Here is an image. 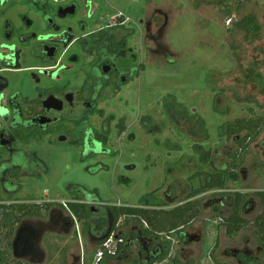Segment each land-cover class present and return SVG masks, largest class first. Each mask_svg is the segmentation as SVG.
I'll return each mask as SVG.
<instances>
[{"label":"flooded vegetation","instance_id":"obj_1","mask_svg":"<svg viewBox=\"0 0 264 264\" xmlns=\"http://www.w3.org/2000/svg\"><path fill=\"white\" fill-rule=\"evenodd\" d=\"M128 1L134 8L127 10ZM155 1L159 0H125L123 10L122 0H0V104L6 111L0 118V264H44L43 243L54 234L72 236V247L79 246L83 236L89 237L92 249L111 241L114 253H105L100 263L108 259L118 264L157 263L164 246L160 238L144 233L149 225L140 223L137 209L166 210L198 202L220 216L229 204L231 213V198L202 202L201 197L215 190L195 194L193 180L202 171L189 175L187 194L183 195L186 189L178 192L168 185L146 194L135 206L111 204L99 189L86 184L109 174L107 158L133 157L139 128L148 139L162 133L163 129L155 130L150 113L139 115L140 106L148 108L140 98L142 90L154 85V58L163 56L167 65L177 62L165 40L171 18L155 7ZM220 1L230 14L231 0ZM134 89L140 92L136 99ZM163 108L162 124L171 123L179 131L187 118L182 108L174 102ZM68 155L87 178L63 181L68 183V200L22 195L25 183H44L61 161L58 157ZM136 169L119 168L114 183H135L131 173ZM156 202L163 206H152ZM73 204L86 206V220L74 215ZM32 206L35 214L28 215ZM124 209L134 211L123 213ZM194 224L178 233L179 243L201 240ZM21 230L22 244L14 250ZM5 231L10 254L1 248ZM35 247L38 255L33 254ZM223 251H230L240 263H248L242 262L244 258L255 260L243 246ZM79 260L75 258L74 264Z\"/></svg>","mask_w":264,"mask_h":264},{"label":"rangeland","instance_id":"obj_2","mask_svg":"<svg viewBox=\"0 0 264 264\" xmlns=\"http://www.w3.org/2000/svg\"><path fill=\"white\" fill-rule=\"evenodd\" d=\"M155 3V7L165 10L171 18L165 40L177 62L167 65L163 56L154 58V85L151 90H142L140 98L148 103V108L140 106L139 115L150 113L156 122L155 130H163L148 139L139 128L138 148L133 157L125 154L107 158L105 162L111 169L109 174L99 177L94 183H86L91 189H99L103 199L111 204L122 201L131 206L139 205L146 194L166 189L168 185L181 192L187 188L190 174L196 170L205 171V167L198 163L193 150L195 145L203 143L211 148L219 166L231 164L232 159L227 153L236 151L238 144L234 139L227 140L222 136L223 128L239 119L260 117L264 120V80L261 81V74H264V0H231L228 2L232 10L230 14L224 12L225 4L220 0H159ZM128 6L127 10L134 8L129 1ZM126 7L125 0H122L123 10ZM250 15L255 16L261 26L260 34L252 40L247 39L246 33L236 26ZM133 91L131 94L136 99L137 92L138 96L140 92L137 89ZM172 102L186 112L187 118L182 119L179 131L171 123L164 126L161 122L163 105ZM201 122L204 127L200 131ZM195 129L199 131L197 135L192 134ZM261 129L259 137L250 144L243 166L238 169L240 181L229 182L225 189L215 190L201 197L200 201L233 199L235 192H242L248 194L255 205L244 217L253 221L259 215L261 206L256 193L264 191V125ZM58 159L61 161L55 163L53 172L46 176L47 181H28L22 195L51 202L68 200L69 194L65 189L68 183L63 181L87 178L79 173L72 156H59ZM125 165L136 166V171L131 173L135 183H114V174ZM188 192L186 189L183 195ZM229 214V204L221 216L212 208L201 207L194 222L201 232V240L181 244L175 233L170 234V254L156 264H175L174 259L179 261L176 264H242L230 251H223L225 247L238 246L253 253L250 254L255 258L253 264H264L263 248L252 233L253 225L229 235L222 225ZM1 241V248L10 254L8 231L4 232ZM71 241L72 236L48 235L43 243L47 255L44 264H74L77 257L81 260L76 264H84L94 245L88 236L79 240V246L72 247ZM186 259L187 262L184 261Z\"/></svg>","mask_w":264,"mask_h":264},{"label":"trees","instance_id":"obj_3","mask_svg":"<svg viewBox=\"0 0 264 264\" xmlns=\"http://www.w3.org/2000/svg\"><path fill=\"white\" fill-rule=\"evenodd\" d=\"M236 26L239 30L246 33V38L249 40L256 38L261 32V26L253 15L245 17L238 22ZM184 115H186V112H184ZM202 124L204 127L203 122ZM263 125L264 120L262 118L250 117V119H239L223 128V131H221L222 136H225L227 140L234 139L238 144V149L236 151L227 153L232 159L231 164L227 163L219 166L214 159L211 148H208L203 143L193 147L194 152L198 156V163L205 167V171L198 173L196 176L197 179L193 180V183H195L194 186L198 187L195 194L209 190H223L229 182L238 183L240 181L238 169L243 166L250 144L259 137ZM204 183L207 184L203 185ZM232 197V211L228 217L223 219L222 225L225 227L229 235H235L246 229L248 226L253 225L252 233L262 245L264 256V191L256 193V197L260 201L261 211L253 221H249L244 217L245 213L253 210V206L255 207L254 201L250 200L249 195L242 192H235ZM246 204L247 206H245ZM152 206L161 207L163 205L156 202L153 203ZM32 207L34 211L27 212L28 215L35 214V206ZM200 208L201 205L198 202H189L182 206L166 210H147L143 208L136 210L140 223L146 222L149 225V229H145L144 233L152 237L160 238L162 246H164L163 249L165 253L157 263L163 261V259L170 254L171 244L169 241H165L167 237H170L169 235H172L173 233L178 235L181 230L183 232L185 228L187 229L192 225L200 215ZM131 211H134V209H124L123 213L130 214ZM72 212L79 220H86L88 218V210L86 209V206L73 204ZM163 235L166 237H162ZM101 247L102 246H98L92 249L90 255H88L89 258L86 260L84 259V264H94V258ZM119 260H123V258L121 257ZM245 261L248 263L251 262L252 264L255 262L251 258H244L242 262ZM178 262L177 259H174L175 264ZM118 263L119 261L116 262L108 259L99 264ZM151 264L156 263L152 262Z\"/></svg>","mask_w":264,"mask_h":264},{"label":"water","instance_id":"obj_4","mask_svg":"<svg viewBox=\"0 0 264 264\" xmlns=\"http://www.w3.org/2000/svg\"><path fill=\"white\" fill-rule=\"evenodd\" d=\"M6 111L5 109L3 108V106L0 104V118L3 117V115H5ZM0 128H1V122H0ZM23 230H21L17 236H16V240L14 242V250L20 246L22 244V240H23ZM33 254H36L38 255V247H35L34 248V251H33ZM16 258H23V257H19L18 255H16Z\"/></svg>","mask_w":264,"mask_h":264},{"label":"built area","instance_id":"obj_5","mask_svg":"<svg viewBox=\"0 0 264 264\" xmlns=\"http://www.w3.org/2000/svg\"><path fill=\"white\" fill-rule=\"evenodd\" d=\"M111 241H109L108 243H106L105 245H103V247L100 248V250L98 251L97 255H96V263L95 264H99L100 261L102 260V257L105 253H109V254H113L114 250L111 248L110 246Z\"/></svg>","mask_w":264,"mask_h":264}]
</instances>
